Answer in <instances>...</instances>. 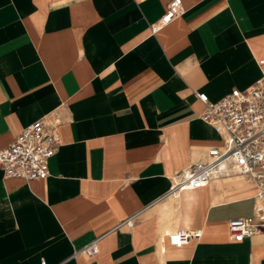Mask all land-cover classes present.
I'll use <instances>...</instances> for the list:
<instances>
[{"label":"crops","instance_id":"crops-1","mask_svg":"<svg viewBox=\"0 0 264 264\" xmlns=\"http://www.w3.org/2000/svg\"><path fill=\"white\" fill-rule=\"evenodd\" d=\"M170 1L0 0V149L39 118L61 137L46 179L0 168V264H264V231H229L253 214L240 176L158 201L222 144L197 92L263 76L264 0H182L152 33ZM181 227L203 234L173 246ZM98 236L97 255L74 257Z\"/></svg>","mask_w":264,"mask_h":264},{"label":"built area","instance_id":"built-area-1","mask_svg":"<svg viewBox=\"0 0 264 264\" xmlns=\"http://www.w3.org/2000/svg\"><path fill=\"white\" fill-rule=\"evenodd\" d=\"M183 12L182 0H171L163 16L151 25L152 33ZM261 64L264 66V60ZM197 96L204 104L202 119L218 130L222 144L209 147L201 160L176 172L170 189L158 201L202 188L216 178L240 176L255 189L252 216L229 219L232 239L242 241L264 231V74L251 86L234 88L217 101L205 92H197ZM59 124L57 119L39 118L24 127L11 144L1 148L0 168L4 176L27 181L46 179L50 174V159L61 144ZM138 216L139 212L114 229L131 228ZM202 234V229L181 227L168 237L171 245L182 247ZM102 237L75 250L74 257L97 255ZM42 264L46 262L43 260Z\"/></svg>","mask_w":264,"mask_h":264}]
</instances>
